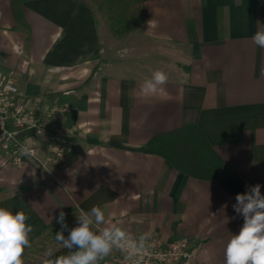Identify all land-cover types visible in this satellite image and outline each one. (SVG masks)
<instances>
[{
    "label": "crops",
    "instance_id": "1",
    "mask_svg": "<svg viewBox=\"0 0 264 264\" xmlns=\"http://www.w3.org/2000/svg\"><path fill=\"white\" fill-rule=\"evenodd\" d=\"M17 15L25 27L11 0H0V72L15 75L27 107H66L76 143L57 167L43 165L41 143L36 160L0 166V207L25 212L33 228L23 264L61 211L93 205L105 216L96 231L116 225L137 239L187 238L199 245V264H225L244 223L236 195L256 184L264 195V48L252 40L264 0H146L141 24L123 35L100 26L86 1L25 0ZM156 70L168 82L146 94L143 81ZM189 125L219 157L217 179L141 150Z\"/></svg>",
    "mask_w": 264,
    "mask_h": 264
},
{
    "label": "clouds",
    "instance_id": "2",
    "mask_svg": "<svg viewBox=\"0 0 264 264\" xmlns=\"http://www.w3.org/2000/svg\"><path fill=\"white\" fill-rule=\"evenodd\" d=\"M151 23V21L149 22ZM254 44L264 48V25L252 36ZM168 75L162 70L154 71L142 84V91L155 94L164 91ZM20 154L32 157V150L21 145ZM236 203L232 205L237 215H242L243 225L236 235H231L225 249V264H264V195L261 185L247 186L244 193H238ZM227 207L222 206L221 211ZM66 213L61 211L57 223L61 230L55 234L56 241L67 249V254L57 256L52 249L44 253L41 264H99L109 256L114 248L128 252L129 255L140 253L145 248V236L134 238L125 229L113 225L100 231L94 225L105 222L104 212L98 205H93L88 212L76 214L77 224L68 230L65 222ZM29 219L23 211L15 214L5 207H0V264H23L26 248L31 247L29 234L33 231L26 224Z\"/></svg>",
    "mask_w": 264,
    "mask_h": 264
},
{
    "label": "built area",
    "instance_id": "3",
    "mask_svg": "<svg viewBox=\"0 0 264 264\" xmlns=\"http://www.w3.org/2000/svg\"><path fill=\"white\" fill-rule=\"evenodd\" d=\"M68 109L57 104L40 111L27 107L18 90L13 73L0 72V166L21 167L37 159L38 143L44 145V166H60L73 154L76 143L73 130L67 126ZM21 145L29 147L31 158L20 154ZM110 264H199V245L179 238L163 240L145 238L142 252L129 255L114 248Z\"/></svg>",
    "mask_w": 264,
    "mask_h": 264
},
{
    "label": "trees",
    "instance_id": "4",
    "mask_svg": "<svg viewBox=\"0 0 264 264\" xmlns=\"http://www.w3.org/2000/svg\"><path fill=\"white\" fill-rule=\"evenodd\" d=\"M23 1L25 0H11V10L17 23L20 22L17 6ZM145 1L90 0L96 12L105 17L109 30L115 35H123L141 24V6ZM21 25L25 27L22 23ZM141 150L168 160L175 170L200 180L217 179L220 173L219 157L195 126H184L158 135ZM55 254H67V249L58 250Z\"/></svg>",
    "mask_w": 264,
    "mask_h": 264
},
{
    "label": "rangeland",
    "instance_id": "5",
    "mask_svg": "<svg viewBox=\"0 0 264 264\" xmlns=\"http://www.w3.org/2000/svg\"><path fill=\"white\" fill-rule=\"evenodd\" d=\"M80 1H86L88 2L92 7L90 0H80ZM95 10V8L93 7ZM96 12V10H95ZM97 13V12H96ZM97 15L100 17L99 24L100 26L107 28L108 24L106 22L105 17L97 13ZM76 213H66L65 222L68 225V228L64 230L65 236H67L68 230L74 227L76 224ZM61 230V225L59 223H55L52 227L47 229L42 236L39 238L38 243L34 244L32 246V251L28 252L27 254V263L28 264H39L44 259V253L52 249L55 253L58 250H62L63 247L56 241L55 234Z\"/></svg>",
    "mask_w": 264,
    "mask_h": 264
}]
</instances>
